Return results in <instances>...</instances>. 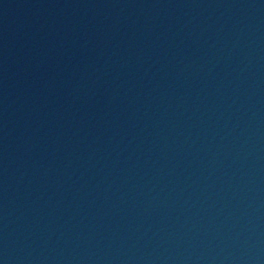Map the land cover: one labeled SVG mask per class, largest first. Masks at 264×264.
I'll use <instances>...</instances> for the list:
<instances>
[{"label":"water","instance_id":"water-1","mask_svg":"<svg viewBox=\"0 0 264 264\" xmlns=\"http://www.w3.org/2000/svg\"><path fill=\"white\" fill-rule=\"evenodd\" d=\"M0 264H264V0H0Z\"/></svg>","mask_w":264,"mask_h":264}]
</instances>
